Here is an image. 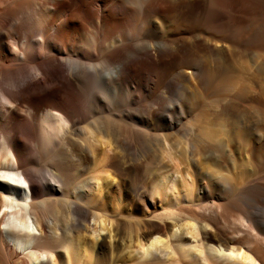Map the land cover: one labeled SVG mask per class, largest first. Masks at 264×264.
<instances>
[{
    "label": "bare ground",
    "instance_id": "6f19581e",
    "mask_svg": "<svg viewBox=\"0 0 264 264\" xmlns=\"http://www.w3.org/2000/svg\"><path fill=\"white\" fill-rule=\"evenodd\" d=\"M255 47L264 0H0L6 263L264 264ZM135 200L163 211L120 234Z\"/></svg>",
    "mask_w": 264,
    "mask_h": 264
},
{
    "label": "rangeland",
    "instance_id": "374dc122",
    "mask_svg": "<svg viewBox=\"0 0 264 264\" xmlns=\"http://www.w3.org/2000/svg\"><path fill=\"white\" fill-rule=\"evenodd\" d=\"M263 48L262 47H260V48H257V47H255L254 49H253V51H255V52H257L258 54H257V56L258 57H255V60L253 61V60H250V59H246V61H245V63H246V66H247V70H248V68H249V70H248V73L250 72L251 74H256V66H257V64L258 63H260V61L259 60H263L264 59V56H263ZM260 53V54H259ZM262 55V56H261ZM259 59V60H258ZM253 61V62H252ZM251 62V63H250ZM254 64H256V65H254ZM255 67H254V66ZM250 75V74H249ZM253 75V76H254ZM250 76H252V75H250ZM252 76V77H253ZM251 77V78H252ZM256 77H257V74H256ZM254 78H255V76H254ZM156 142L157 141H155L154 139H150L149 141H148V146L149 147H153V144H156ZM101 147H102V145H100V143L99 144H97L96 145V149H98V150H100L101 149ZM140 150L139 151H141L142 152V147L141 148H139ZM140 152V153H141ZM139 153V152H138ZM178 153V152H177ZM180 153V152H179ZM109 154H112V152H109ZM181 158H182V156L180 155V154H178ZM138 157H140L141 158V156H139L138 155ZM137 157V160L139 161V158ZM169 160V159H168ZM170 163H173V162H171L170 161ZM91 165L89 166V168H88V171L87 172H84L83 174H82V176L80 177V179H83V178H85L86 176H88V174L91 172V173H93L95 170H93V167H95V165L94 164H92V162L90 163ZM76 169V168H75ZM73 170V172H75L76 170ZM95 169V168H94ZM93 171V172H92ZM148 171V170H147ZM147 171H145V172H147ZM149 173L150 172H148L147 174L145 173V178H146V180H144V183H145V185H146V188L148 189V184H150L151 183V178H150V176H147V175H149ZM151 175V174H150ZM152 176V175H151ZM144 178V179H145ZM145 195H146V197H147V199L149 200V201H159V196L158 195H154L153 194V192L152 191H150V190H148L146 193H145ZM153 195H154V197H153ZM157 201V203L158 204H160V205H162V206H164V204H165V202H163V203H161L160 201L158 202ZM99 202H100V204H102L103 203V201H101V200H99ZM137 202V203H136ZM118 204L116 205V204H111L110 206H108L107 207V209H108V212H110L113 216H115L114 217V223H113V226H116V221L117 222H119V225H120V234H122V232L123 231H127L126 233L125 232H123V235H126L127 233H128V231H130V232H133V231H135L137 228H139V226H140V224L144 221V220H147L148 218L149 219H155V217H153V216H155V215H157L158 213L160 214V213H162L161 211H163L161 208H159L158 210H156V211H154L153 210V208H150V209H146L145 210V208L142 206V203L140 204V202L139 201H137V200H135V201H133V203L131 202V204L129 203V204H126L125 205V203L122 201L121 203L118 201L117 202ZM112 206H113V209L115 210H113L112 209ZM118 208V209H117ZM149 210V211H148ZM113 212V213H112ZM155 213H157V214H155ZM158 214V215H159ZM152 215V216H151ZM153 219V220H154ZM156 220V219H155ZM93 223V222H92ZM113 227H111V229H112ZM123 229V230H122ZM112 235H114V232L112 231V233H111ZM108 232L107 231H105V232H101V236H100V239H99V241H101L102 240V238H106V240H107V243H108V241H109V238H108ZM118 240V237H112L111 238V244H112V246L114 247L115 246V244H116V241ZM1 252V251H0ZM126 252H124L123 254H121L119 257H117V259H119V261H120V264H138L139 263V261L137 262V263H135L137 260H135V259H132L131 260V258H129V256H128V254H125ZM6 253L5 252H1L0 253V264L2 263V264H8V263H6V262H8V256L7 255H5ZM2 255V256H1ZM7 256V257H6ZM115 256V255H114ZM114 256H113V258H114ZM153 257H150V259L151 260H165V259H167V254H166V252H163V251H158V252H155L153 255H152ZM160 257V258H159ZM115 258H116V256H115ZM153 258V259H152ZM133 260H134V262H133ZM143 261L141 260V262L140 263H142ZM139 263V264H140Z\"/></svg>",
    "mask_w": 264,
    "mask_h": 264
}]
</instances>
